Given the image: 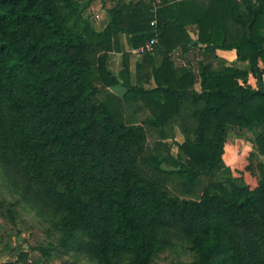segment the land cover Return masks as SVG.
I'll list each match as a JSON object with an SVG mask.
<instances>
[{
	"label": "trees",
	"instance_id": "obj_1",
	"mask_svg": "<svg viewBox=\"0 0 264 264\" xmlns=\"http://www.w3.org/2000/svg\"><path fill=\"white\" fill-rule=\"evenodd\" d=\"M80 4L0 0L5 185L48 218L62 256L152 264L179 242L188 264H264V0L118 1L101 31ZM152 21L133 84L110 55L120 35L131 49L154 38ZM175 50L196 51L197 74ZM216 50L240 66H220ZM232 128L253 134L256 185L223 162ZM15 257L2 264L27 263L23 247Z\"/></svg>",
	"mask_w": 264,
	"mask_h": 264
},
{
	"label": "rangeland",
	"instance_id": "obj_2",
	"mask_svg": "<svg viewBox=\"0 0 264 264\" xmlns=\"http://www.w3.org/2000/svg\"><path fill=\"white\" fill-rule=\"evenodd\" d=\"M79 1L82 2L80 5H82L83 18L87 19L96 30L99 24L103 23L101 16L104 14V10L112 8L118 1L129 3L132 0ZM251 82L254 83V80L252 79ZM127 113H130L129 108H127ZM140 117L141 115H138V118ZM243 131L241 133L240 130L234 128L228 130L227 138L231 147L227 149V152L224 150L222 159L227 166L226 162L232 155L234 163V168L231 170L232 175L244 182L246 178L248 181L256 179V175L259 173L257 165L260 162L251 156L253 134ZM176 140L182 141V136L179 133H176ZM219 177H223L222 174ZM4 203L11 205L12 216L7 214ZM59 237V234L52 229L47 217L22 203L21 198L5 185L0 169V261H10L15 256L16 247H23L27 253L26 264L28 261H30L29 264L36 263V260L40 264H60L61 261L73 264H96L81 255L70 253L67 256H62L58 247ZM45 247L49 249V253L43 256L40 248ZM192 260L191 252L178 242L174 249L159 254L152 264H188Z\"/></svg>",
	"mask_w": 264,
	"mask_h": 264
},
{
	"label": "crops",
	"instance_id": "obj_3",
	"mask_svg": "<svg viewBox=\"0 0 264 264\" xmlns=\"http://www.w3.org/2000/svg\"><path fill=\"white\" fill-rule=\"evenodd\" d=\"M103 14V13H102ZM103 23L99 24V26L97 27L98 31H101L105 25H106V17L103 14L101 16ZM192 38H195V36L193 34H191ZM119 50H117L116 52H113L110 55V70H112L113 73L117 74L119 72H121L124 68H125V64L128 66V71H129V80L131 83L136 84V64L137 63H141L142 61L144 62L145 58L143 55H138L136 53H134V51L137 49H131L129 47V45L126 42V37L124 35L119 36ZM196 54L195 50H191L189 53L186 54H182L181 51L179 50H175L173 53H171V57L172 60L174 61V63L176 64V66H182L185 67L187 64H191L193 66V68L195 69V74H197V64L199 63V61H201V58L196 57V56H192V54ZM125 55H127V57H125ZM216 56L221 59V62L219 63L220 66H240L239 63H237L236 61V53L234 50H216ZM217 65V63L215 64V66ZM197 90H199V84H195L194 86ZM111 91H115L117 93V95H119L121 97V95L123 94V92L125 91V89L122 86H117L114 87L112 89H110ZM138 115H141V117H144L145 115H147L146 112H138L137 113V117ZM241 133L243 130H240ZM244 132V131H243ZM243 137V136H242ZM229 140L227 138V142L225 144L224 150L225 152H227L231 146L229 145ZM246 149V148H245ZM231 150V149H230ZM250 151H253L250 149ZM226 154V153H225ZM226 157V156H225ZM232 155L229 156L228 161L226 162L227 166L233 170V162H232ZM239 170V169H238ZM258 174L256 175V179H253L252 181H248L247 178L245 179L244 183L247 185H256L257 183V179H258ZM250 182V183H249ZM16 261V257L13 256V259H11L10 261H0V264L5 263V262H14Z\"/></svg>",
	"mask_w": 264,
	"mask_h": 264
},
{
	"label": "built area",
	"instance_id": "obj_4",
	"mask_svg": "<svg viewBox=\"0 0 264 264\" xmlns=\"http://www.w3.org/2000/svg\"><path fill=\"white\" fill-rule=\"evenodd\" d=\"M236 1H243V0H236ZM150 25H151V27L153 28V33H154V35H155V37L154 38H152V39H150L148 42H146L145 43V45H143V46H140L139 48H137L135 51H134V53H136V54H138V55H142V54H144V53H146V52H152L153 51V48H154V46H155V44H156V42H157V40H156V35H157V33H156V22L155 21H152L151 23H150ZM30 263V261H28V264Z\"/></svg>",
	"mask_w": 264,
	"mask_h": 264
}]
</instances>
